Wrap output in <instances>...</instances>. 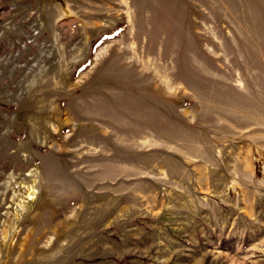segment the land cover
Segmentation results:
<instances>
[{
  "label": "rangeland",
  "instance_id": "obj_1",
  "mask_svg": "<svg viewBox=\"0 0 264 264\" xmlns=\"http://www.w3.org/2000/svg\"><path fill=\"white\" fill-rule=\"evenodd\" d=\"M0 264H264V0H0Z\"/></svg>",
  "mask_w": 264,
  "mask_h": 264
}]
</instances>
